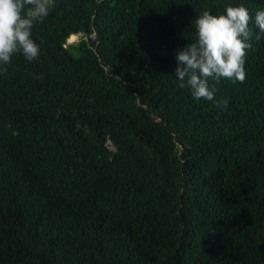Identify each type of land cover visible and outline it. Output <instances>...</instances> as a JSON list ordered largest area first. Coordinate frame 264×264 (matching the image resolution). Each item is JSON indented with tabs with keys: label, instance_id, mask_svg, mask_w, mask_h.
Masks as SVG:
<instances>
[{
	"label": "trees",
	"instance_id": "1",
	"mask_svg": "<svg viewBox=\"0 0 264 264\" xmlns=\"http://www.w3.org/2000/svg\"><path fill=\"white\" fill-rule=\"evenodd\" d=\"M228 3L253 35L246 78H210L224 108L174 68L195 17ZM260 8L56 0L38 57L0 73V264H264Z\"/></svg>",
	"mask_w": 264,
	"mask_h": 264
},
{
	"label": "clouds",
	"instance_id": "2",
	"mask_svg": "<svg viewBox=\"0 0 264 264\" xmlns=\"http://www.w3.org/2000/svg\"><path fill=\"white\" fill-rule=\"evenodd\" d=\"M55 4L56 0H0V73L7 71L17 52L29 61L38 57L41 45L33 38L32 29L50 14ZM252 19L243 3H228L222 12L204 10L197 15L192 21L195 38L175 55L174 77L179 86L188 88L194 99L211 100L227 108L228 99H215L216 86L210 78L216 82L222 78L233 82L246 78ZM254 23L259 38L264 33V8L256 11Z\"/></svg>",
	"mask_w": 264,
	"mask_h": 264
},
{
	"label": "rangeland",
	"instance_id": "3",
	"mask_svg": "<svg viewBox=\"0 0 264 264\" xmlns=\"http://www.w3.org/2000/svg\"><path fill=\"white\" fill-rule=\"evenodd\" d=\"M74 39L71 41L70 39L67 41V45L68 46H72L73 44H76V43H78L79 41H80V39H83L84 37L83 36H81V35H78V36H72ZM85 39V38H84ZM72 52H73V54L75 55V56H79V52L76 50V49H73L72 50Z\"/></svg>",
	"mask_w": 264,
	"mask_h": 264
},
{
	"label": "bare ground",
	"instance_id": "4",
	"mask_svg": "<svg viewBox=\"0 0 264 264\" xmlns=\"http://www.w3.org/2000/svg\"><path fill=\"white\" fill-rule=\"evenodd\" d=\"M73 39H74V38H73V37H71V39H70V40L72 41Z\"/></svg>",
	"mask_w": 264,
	"mask_h": 264
}]
</instances>
